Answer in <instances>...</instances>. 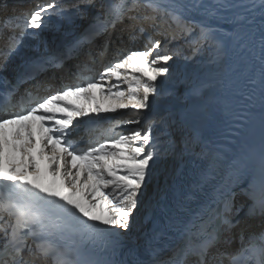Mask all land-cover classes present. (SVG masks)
<instances>
[{"label": "snow or ice", "instance_id": "snow-or-ice-1", "mask_svg": "<svg viewBox=\"0 0 264 264\" xmlns=\"http://www.w3.org/2000/svg\"><path fill=\"white\" fill-rule=\"evenodd\" d=\"M257 6L261 9L259 74L264 115V0L252 5ZM101 7L103 18L97 16L96 20L102 27L90 28L82 42H92L125 19L138 22L130 39L137 40L145 34L147 29L139 22H147L156 34L164 36V41L146 44V50L119 49L103 71L98 72V78H82L79 85H57L43 95L41 85L23 92L20 85L30 76L43 72L46 63L55 66L52 60L59 57L47 62L34 61L15 83L7 75H0V264H99L82 258L79 252L82 243L73 241L75 246L68 248L49 238L73 230V221L80 225L75 231L86 239L101 237L107 229L128 231L154 168L185 154L204 155L195 136L181 135L177 139L169 135L164 141L154 135L163 118H148L146 128L137 127L126 133L114 129L121 123L140 124L146 119L150 98L159 93V79L170 72L169 62L175 54L170 52L167 34L158 31L156 21L173 29V39L182 38L193 53L220 54L222 41L211 18L223 5L208 0H110ZM189 10L203 12L205 18L190 17ZM62 12L53 0L37 3L14 18L5 17L0 30L9 28L10 32L0 47V73L7 72L8 62L21 43L16 29L21 36L32 29L30 34L35 36L45 26L46 15ZM13 19L19 23H13ZM244 19L238 17L234 28L242 27ZM117 40H121L120 35ZM111 42L110 38L105 39L101 50L106 51ZM60 57L68 58L63 53ZM69 97L92 103L76 104ZM121 110H128L131 115L116 121L84 147H76L84 143L83 137L69 140L76 119ZM259 167L258 179L242 173L236 178L247 185L240 191L249 200L245 213L248 219L264 218V151ZM255 184L259 187L258 197L251 191ZM233 207V198L226 196L222 207L212 209L210 219L200 220L195 232L189 221L180 244H170L163 229L153 230L143 241L139 253L143 258L133 264H225L224 259H217L212 252L220 235L214 225L220 221L225 231L236 227L239 221L233 222ZM243 208L242 205L236 212ZM49 209H56V214H50ZM88 221L93 223L89 225ZM243 235L241 231V240ZM248 239L264 240V225L259 233H250ZM251 247L250 243L236 252L219 255L227 257V264H235L240 253ZM259 252L258 264H264V243L259 245Z\"/></svg>", "mask_w": 264, "mask_h": 264}, {"label": "bare ground", "instance_id": "bare-ground-1", "mask_svg": "<svg viewBox=\"0 0 264 264\" xmlns=\"http://www.w3.org/2000/svg\"><path fill=\"white\" fill-rule=\"evenodd\" d=\"M22 1L27 8L30 4L28 3L29 1ZM2 2H5V0ZM208 2L223 5V7L218 9L216 15L211 18L213 26L217 28L222 41V52L220 54L216 52L197 53L196 58L190 61L187 60V58L192 53L188 54L187 57L178 55V59H172L169 62V74L159 79V93L153 96L154 99L151 97L153 101H150V110L145 111L146 119L140 124H137L138 127L146 128L149 122L148 118L160 120L161 117L164 116L163 122L158 125L154 135H159L161 140L165 139L163 136L168 134L172 135L174 133L179 134V136L185 134L188 136H195L199 139L204 149L203 156L210 153L216 146H228L229 143H235L231 141L232 130L235 128V123H237L242 116L249 117L250 120L257 119L259 116L263 119L261 124L264 126L259 74L261 9L258 6L252 7L254 3L258 4V0H208ZM12 9L17 10L18 6L0 8V22H3L5 17H11L10 12ZM62 10L63 12L61 15H46L45 23L48 24L40 29L41 34L44 36L36 34L33 39L26 40V48L19 45L17 52L11 57V61H23L27 59L29 55H32L33 52H39L36 51L37 47L42 46L43 48L41 50H44L47 48V45H53L48 38L46 39V35L52 38L58 33L69 35L71 32L80 31V25L85 19V16L69 8ZM188 15L190 17L194 16L197 20L205 18L203 12H192L189 10ZM238 17L245 18L243 26L234 28V22L237 21ZM49 22L52 23L49 24ZM4 29L0 30L1 42L7 38V36L1 33ZM127 29H131L128 23H126L123 32L120 33L122 41L124 40L123 35L126 33L125 31H127ZM109 38L112 40L111 37L103 33L98 36L94 42H92L95 45L92 48L94 52L84 55L82 57L84 58L83 60L95 62L100 58L108 57V55L109 57L112 55L115 56L118 49H114L112 42L106 51L101 50V44L105 39ZM129 41L131 44H128V46L133 47V50L144 49L141 44H137L138 42L133 45L134 40L129 39ZM48 42L51 44H48ZM3 45L4 44L1 43L0 47ZM85 45L86 43L81 45L79 49L80 52L83 51ZM257 46L260 47V49L258 48V50H255ZM182 47L184 49L182 53L191 50L188 44H183ZM82 58L78 55L71 60L65 59L61 67L68 69L70 67L69 65H75V62ZM179 68L182 74L178 73L180 72ZM172 72L175 74V78L173 77L174 79H177L176 77H180L181 75H185L187 78L188 76L190 77V80L186 79V81H183V83L181 82V84H179L180 81L174 84L175 86L181 87L182 93H185L187 97L185 94L183 98L179 97L180 94L178 96L175 94L168 97L164 96L167 93L163 94V97H160L162 96L160 90L165 89L166 85H173L172 83H174L173 80L171 81L170 79ZM67 75L68 74L64 72L63 74L53 77L48 73L44 81L49 84L54 81H59L60 79L69 81L70 78H65ZM176 81H178V79ZM243 88H246V90ZM68 99L76 104L92 103L91 101L86 102L83 99L75 100L71 97ZM213 99L222 100V116L217 118H213L212 113L208 112L206 106V104ZM168 102H171L173 105H166ZM107 103L108 102L105 101L103 104ZM112 114L115 115L101 124L85 126L83 134L71 130V134L68 137L69 140L75 141L79 137H83L84 143L81 145L84 147L88 142L94 141L102 136L105 132V128H110L116 121L126 120L131 115L128 110H121ZM206 123H208L207 126ZM119 125L114 131H121L117 129ZM169 125L171 127H169ZM206 130H209V132L207 133ZM93 132L95 135L92 138L91 135H93ZM166 140L167 139H165V141ZM100 142H102V140ZM215 150L216 149H214V151ZM186 156L188 157L186 158ZM180 157L165 160L163 165L158 164L156 168H154V178L151 179V186L147 185L146 188H148V190L146 188L144 189L145 194L149 195L150 193L149 196L151 199L144 200V202H147L146 205L140 206L136 210V213L132 217L129 230L126 232L123 231L127 235H131L134 238L133 233L138 232L139 229L142 228L146 212L148 211L147 206L154 203L155 196L158 194L157 191L160 186L167 182L173 173L177 172L178 167L190 165L195 159L198 160L199 155L185 154ZM147 191H149V193H146ZM234 194L235 200L233 199L234 207L232 218L239 219L242 216L246 218L244 212H246V206L249 203L248 197L242 194L240 189L235 191ZM242 205L244 206L243 210L237 213L236 209L241 208ZM151 211L152 210H150V212ZM259 218L260 217L250 219L251 221H240V224L236 227L232 228L230 231H225L221 238L223 239L226 236L227 238L231 237L233 239L231 241H218L216 248L213 249V253L219 255V253L233 252L235 250L234 248L240 245L236 238L237 230L241 229V226L242 228L246 226L248 222H252V225L248 226L249 228L252 227L250 230H254L255 232L260 231L261 226L264 225V219L258 221L260 220ZM258 223H261V225H257ZM243 234L245 236V243L248 239L246 238V233L244 232Z\"/></svg>", "mask_w": 264, "mask_h": 264}, {"label": "rangeland", "instance_id": "rangeland-1", "mask_svg": "<svg viewBox=\"0 0 264 264\" xmlns=\"http://www.w3.org/2000/svg\"><path fill=\"white\" fill-rule=\"evenodd\" d=\"M28 1H30V2H32L33 0H28ZM52 22H49V24H51ZM46 24H48V23H45V26H46ZM32 30V29H31ZM32 31H34V30H32ZM118 31V30H117ZM108 34H110V36H112L113 34L115 35L116 33H115V31L114 30H110L109 32H107ZM37 34L39 35V34H41V32H40V30H38V32H37ZM41 35H43V34H41ZM44 36V35H43ZM46 38H48L49 37V35H46L45 36ZM129 42V44H130V41H128ZM24 48H26L24 45H22ZM258 48L260 49V47H255V50H258ZM195 54V55H194ZM196 55H197V53H192L191 55H189L188 57H190V59L189 58H187V60H194L195 58H196ZM181 69H179V71H180ZM179 74H182L181 73V71L180 72H178ZM171 77H170V79H171V81L173 80V82L174 83H172L173 85H166L165 86V89H161L160 90V94L162 95V96H160V97H163V94H166V95H164V96H166V97H168V96H170V95H173V94H175L176 96H178L179 94V97H187V95L185 94V96H184V94L182 93V88L181 87H179V86H175L174 84L175 83H178L179 81V84H181V82L183 83V81H186V79L188 80L190 77L188 76V78H187V76H185V75H181L180 77H176L177 79H178V81H176L177 79H174L175 77V74H174V72H172L171 73V75H170ZM183 76V77H182ZM174 77V78H173ZM173 78V79H172ZM190 80V79H189ZM160 81V80H159ZM158 81V84L160 85V82ZM125 88H126V85L124 86ZM244 90H246V88H243ZM169 91H171V92H169ZM173 91V92H172ZM163 92H165V93H163ZM181 93H182V95H181ZM152 98L154 99V97L152 96ZM152 98H150V101H153V99ZM166 105H173L171 102H168V104H166ZM151 106V105H150ZM172 109H173V107H172ZM155 113H156V111H155ZM161 118H164V116L163 117H161ZM138 127V125L137 124H126V123H123V124H121V125H119V128H117L118 130H121L119 133H121V132H123V133H126L128 130H130V129H135V128H137ZM161 130V129H160ZM163 130V129H162ZM164 131V130H163ZM169 135H171V134H168V135H165V136H163L165 139H168L169 138ZM172 135H175V137L177 138V139H179V134H177V133H174V134H172ZM177 135V136H176ZM186 135V134H185ZM165 139H164V141H165ZM180 157V156H179ZM188 156H186V158H187ZM181 158V157H180ZM153 175H154V173H153ZM151 176L150 177V179H149V182H148V186H151V179L152 178H154V176ZM147 190H148V188H146ZM150 189V188H149ZM150 191V190H149ZM149 191H147L146 193H149ZM149 195H150V193H149ZM149 195H147V194H144L142 197H141V202H140V206L142 207V206H144V205H146V203L147 202H144V200H150L151 198H150V196ZM139 206V207H140ZM136 213V212H135ZM134 213V214H135Z\"/></svg>", "mask_w": 264, "mask_h": 264}]
</instances>
